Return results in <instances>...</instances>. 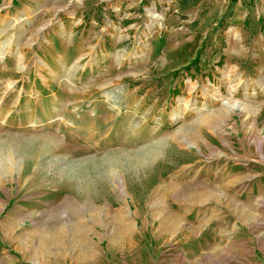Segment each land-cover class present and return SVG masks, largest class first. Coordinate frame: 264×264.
Segmentation results:
<instances>
[{
	"label": "rangeland",
	"instance_id": "374dc122",
	"mask_svg": "<svg viewBox=\"0 0 264 264\" xmlns=\"http://www.w3.org/2000/svg\"><path fill=\"white\" fill-rule=\"evenodd\" d=\"M0 130V264H264V0H0Z\"/></svg>",
	"mask_w": 264,
	"mask_h": 264
},
{
	"label": "bare ground",
	"instance_id": "6f19581e",
	"mask_svg": "<svg viewBox=\"0 0 264 264\" xmlns=\"http://www.w3.org/2000/svg\"><path fill=\"white\" fill-rule=\"evenodd\" d=\"M0 133H2V134H0V153L5 154V155H9L10 153L18 154V153H22L24 151L30 152V147H31L32 143H28L29 142V141H27L28 138H26V139L23 138L22 134L8 133V132L3 133L1 130H0ZM37 141H38L37 144L39 145V148H48L50 151L57 148V139L54 136H48L47 135V136L41 137V139L39 138ZM58 141H59V139H58ZM58 148H61V145ZM2 173H4V172H2ZM81 175H83V173H81ZM76 177L80 178L84 184L87 182V179L83 176L82 177L76 176ZM72 178H70L71 181L69 180L68 182H65L67 186H68V184H70V182L74 181L75 176ZM42 185H44V183Z\"/></svg>",
	"mask_w": 264,
	"mask_h": 264
},
{
	"label": "trees",
	"instance_id": "16d2710c",
	"mask_svg": "<svg viewBox=\"0 0 264 264\" xmlns=\"http://www.w3.org/2000/svg\"><path fill=\"white\" fill-rule=\"evenodd\" d=\"M197 63H198V60H197V58H196V59L192 62L191 65H194V64L197 65ZM187 69H190V66H188Z\"/></svg>",
	"mask_w": 264,
	"mask_h": 264
}]
</instances>
